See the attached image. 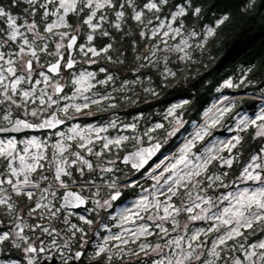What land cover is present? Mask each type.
Masks as SVG:
<instances>
[{"label": "snow or ice", "instance_id": "obj_1", "mask_svg": "<svg viewBox=\"0 0 264 264\" xmlns=\"http://www.w3.org/2000/svg\"><path fill=\"white\" fill-rule=\"evenodd\" d=\"M125 4L133 8L132 19L138 24H145V10L160 13L164 6L169 5V0H145L142 5L137 4L136 0H124V3L119 4V8L124 9ZM116 7L117 4L114 3V0H0V105H6L5 108L0 109V134H5L0 137V162L3 163V171H0V177H3L0 178V208L5 209L4 215L22 219L18 216L12 195L9 194L8 189L3 187L5 184L17 196H26L29 201L34 203V206L28 209L29 216H32L38 209L44 208L48 209L51 217L55 218L64 207L84 205L85 198L79 192L69 190V184L63 177H72V171L69 170L72 165L77 166L76 170L79 171L81 178L85 177V168L90 173L96 171L93 163L81 152L99 158L105 150H110L111 146L119 147L129 139L126 136L114 139L102 137L99 133L106 131L103 127L85 129L74 125L68 129L70 135L64 131L53 133L60 139L52 146L53 156L49 159L41 150L46 147L45 143L38 138L32 137L26 141L18 142L14 136L7 135L33 129H57L59 125L65 123V119H61L57 113H63L66 119H71L68 115L70 110L79 113L83 109H87L90 104H100L103 100L113 99L107 93L99 98L85 95L95 87L92 81L95 79L96 73L85 70L76 75L73 69L77 61L72 56L71 50L78 49L80 53L88 57L89 63H97V60L93 58L100 57L102 54L106 60L112 61V57L106 55L112 48V44H107L98 50L93 46L92 41L95 38L94 34L102 27L100 21L105 19L101 15L97 20V13L106 8ZM172 7L177 6L173 5ZM85 9H87L86 12ZM14 10H19V12L14 14ZM195 12L199 13L200 9L196 8ZM72 13H84L83 23L91 30L86 36V44H78L77 35L70 34L68 31H60V29L71 28L67 18ZM185 14L184 6H179L177 11L170 13L172 22H176L179 17ZM115 16L117 21H120L125 17V12L118 10L115 12ZM156 19L160 20V17L157 16ZM227 19V16L222 17L218 21V25ZM94 20L97 22L93 23ZM147 24H152V19H148ZM114 27L120 29L121 25L115 23ZM182 27L181 24L180 27L173 28L169 24L168 30L161 33V29L164 28L161 21L159 27L151 29V38L159 37L167 45V40L164 38L174 39L175 36L181 34ZM22 28L25 31H21ZM100 34L106 37L111 35L106 30ZM192 35L195 33L193 32ZM207 35H214V29H209ZM140 36L146 37L147 33L141 31ZM50 37L58 38L55 42V51L50 50L47 42ZM64 41L67 42L64 43ZM181 44L187 46V41L182 40ZM158 47V45H153V48L158 49ZM153 48H150L149 52L155 56L156 52ZM175 50L184 51V48L177 45ZM42 55L44 57L51 56L53 60L42 61ZM147 58L146 56L145 59ZM117 62L123 63V61ZM62 71H67L68 86L75 89L72 96L65 93V85L56 81L57 76L63 78ZM99 71L108 73V69L104 67H101ZM113 80L114 76L107 74L105 79L97 80L96 83L104 85ZM39 85L44 87L38 88ZM226 86L232 87V82L227 81ZM48 88H51V94L47 91ZM61 93L64 94L61 95ZM78 96L83 99L84 103L59 106L62 100H75ZM37 103L38 107L29 110V104ZM54 105L58 106L57 111L49 112ZM13 106L22 110L25 116L30 115L37 118L38 122H31L19 116L13 118L11 111ZM230 110L228 107L215 108L214 111L210 110L211 114H205L207 117L205 125L198 126V130L180 149V154L175 158V161L170 166L165 165L162 169L161 175L165 171L170 173L164 179V184L161 185L157 179V184L161 189L167 185L165 190L159 192V195L165 196V199L160 200L153 194L154 199L152 200L145 196L136 202L135 210L125 209L121 214L122 231L104 237L103 244L97 245L96 257L106 255L107 261L111 262L113 255L119 256L121 259L128 254L140 258L141 253H144V256L148 258L141 259V264H218L220 261H223V264H264V147L250 156L249 160L241 166L239 174L229 184L224 183V178L229 175L227 171L216 174L215 172L209 173L208 169L213 161H218L222 168H232L234 160H239V153L233 156L232 151L240 145L242 140L240 135L232 136L226 141L209 142L202 151L199 149L193 151L196 149L197 142L204 141L206 136L211 135V129ZM173 112L174 109H170L169 115H172ZM4 122L10 126H2ZM176 124L180 125L182 121L177 118ZM250 126L257 129V137H264V105L254 116L241 118L234 130L237 132L247 131ZM155 127L161 128L163 125L157 124ZM177 130L178 128L173 129L168 135H174ZM92 133L96 134L95 140L102 141L99 151H94L95 141ZM147 134L146 132L145 135ZM73 140L77 142L76 146L81 151L69 153L74 157L69 162L65 153L69 152L72 145L66 141ZM19 143L24 144L22 149L18 147ZM161 147V143L158 142L151 148H141L133 153L132 157L137 161L133 163V167H143ZM30 148H35L38 151L30 152ZM225 150L229 154L227 157L222 155ZM128 160L129 157L124 158L125 163ZM41 161H47L48 171L52 172L51 180L56 182L59 189L65 190L60 197L64 203L55 211L49 207L51 201L43 203L47 200L45 193L56 197V191H52V184L49 183L47 187L41 189L40 183L33 182L31 179L38 169L45 168V164ZM163 164L162 160L156 167L160 168ZM103 171L111 172L112 169L105 168ZM200 177H204V180ZM49 180L48 175L40 176V181ZM72 183L76 185L75 179L72 180ZM240 184L245 186L240 187ZM87 185L96 186L95 179L85 178L81 184L76 186L84 188ZM108 187L117 190L103 203L95 201L97 207H111L112 202L122 195L115 181L109 183ZM233 187L234 191L220 193L215 197L207 194L209 189L215 191L218 188ZM31 189L40 190L41 195L38 199H34L35 192ZM181 189L184 190L183 196L186 198L181 199L177 204L173 202V197H180ZM142 213H152L147 216V220L152 221L151 225L148 223L137 224V221L145 220ZM182 213L186 215L187 222L181 226L178 217ZM79 219L88 225L93 222L84 216H80ZM198 221H203L208 226L190 228L191 223ZM2 223L3 221L0 220V224ZM124 224H131L133 227H123ZM166 224H170V227H166ZM256 226H261L259 234L255 231ZM25 227L35 231L41 226L15 224L18 231H13L11 228L0 230V245L7 242L12 247L20 249L23 244L22 251L26 254H38L46 251L45 247L38 246L35 241L29 242V237L23 234ZM72 228L82 234L80 239L83 241L81 244L83 247L84 243H87L84 240L87 233L76 225H72ZM150 228L154 230L150 231ZM249 230H252L250 235H258V238L250 241L249 236L245 235V232H249ZM42 231L49 236L52 235L47 227L42 228ZM173 232L176 234L172 235ZM73 236H75V232ZM150 236H158L162 243H157L154 246L149 242L137 243L141 238L146 241ZM109 241L118 243L109 248L107 247ZM43 244L44 241L40 240V245ZM53 244H55V240H53ZM129 244L136 245L138 251L128 247ZM113 249H115L114 252ZM236 252H239L240 255H226ZM83 254V252L77 251L74 258L78 260ZM34 260V257H30L27 264H34ZM64 264H67V260L64 261Z\"/></svg>", "mask_w": 264, "mask_h": 264}, {"label": "trees", "instance_id": "obj_2", "mask_svg": "<svg viewBox=\"0 0 264 264\" xmlns=\"http://www.w3.org/2000/svg\"><path fill=\"white\" fill-rule=\"evenodd\" d=\"M144 2L145 0H136L139 5ZM114 3L117 4L116 8H106L98 12L105 19L100 22L102 27L96 32L94 44L99 49L112 44L106 54L112 57V61L106 60L102 54L97 57L98 64L95 68L108 69V73L100 72V80L105 79L107 74L114 76L113 81L99 84L98 92L101 94L109 91L112 94L113 99L110 102L114 106L111 105L110 109L118 110L122 117L131 118L142 112V129L155 123L163 125L161 128H153L158 133L154 141L160 140L163 143L162 151L142 170V176L204 120L206 112L221 93L216 90L217 86L226 77L239 74L240 70L246 72L244 83L236 89H224V94L244 93L264 97V0H169V5L164 6L160 13L145 10V24H138L132 19L133 8L128 4L122 9L125 17L117 21L115 12L120 10L119 4L124 2L114 0ZM180 4H184L187 9L186 14L175 22L179 27L183 25L181 34L190 31L198 33L208 25H215L214 35L185 56L169 49L166 52L158 51L166 45L163 42L157 43L159 37L152 39L150 30V25L157 23V16H167L176 8L173 5ZM196 8L200 9L199 13L195 12ZM17 12L19 10H14V13ZM224 16L228 19L218 25V21ZM84 18V13L70 14V29L82 23L83 32L89 31L88 26L83 23ZM148 19H152V24H147ZM115 23H120V29L114 27ZM105 30L111 35L102 36L100 33ZM141 31L146 32L147 36L142 38ZM82 38L83 33L80 39ZM175 40H171L170 44ZM153 45L159 46L158 52L150 57V52L144 48ZM134 79H138L136 85L124 86ZM177 100H184L177 115H180L183 126L169 136L174 124L165 118L164 111ZM260 102L258 98L243 96L235 101L225 119L228 121L235 113L246 109L254 111ZM256 131L255 127H249L243 132L238 149L239 160H234L231 169H221L229 173L224 178L226 182L238 175L241 165L263 147L264 137H257ZM127 147L125 144L119 152L127 151ZM2 210L1 214L4 215L5 209ZM260 227L256 226L255 229L258 234ZM251 231L246 232L250 241L258 236L250 235ZM157 238L158 236H151L150 240L154 243Z\"/></svg>", "mask_w": 264, "mask_h": 264}, {"label": "rangeland", "instance_id": "obj_3", "mask_svg": "<svg viewBox=\"0 0 264 264\" xmlns=\"http://www.w3.org/2000/svg\"><path fill=\"white\" fill-rule=\"evenodd\" d=\"M123 2H124V0H123ZM181 5L184 6L185 12H186L187 9H186V6L184 4L178 5L171 12L177 11L178 7L181 6ZM50 7H51V5H50ZM120 10H122V9H120ZM86 11H87V9H85V12ZM14 14H17V13H14ZM100 16L101 15H98V13H97V20L99 19ZM67 19H68V23H69V16H68ZM97 20H94L93 23H96ZM161 21L164 24V28L161 29V33L163 31L168 30L167 26L169 24H171L173 28L179 27L178 25L175 24V22H172L171 15L168 14L167 16L165 15V16L160 17V20H158L157 23H155L153 25H150V30L155 28V27H159L160 24H161ZM29 22H31L30 19H29ZM100 22H102V21H100ZM82 25H83L82 23H79L73 29H60V31H68V32H70V34L78 33L80 35V37H81V34L83 33V38L80 39L81 41H79L78 44H86L87 43L86 36H87L88 33L91 32V30L89 29V31L83 32ZM214 26L215 25H208L205 28H203L202 30H200L198 33H195V31H190V32L185 33V34H180L178 36H175L174 39H176V40L173 43H171V44H170V41L174 40V39L171 38V37H165L164 39L167 40V44L169 45V47H167L168 45L163 46V47L159 48L158 51L166 52V51H168V49L171 50V51H176L175 49H176L177 45H180L181 47L184 48V51H176V52H180V55L185 56L188 53H190L191 50L194 47H197L198 45H202L205 42V40L209 37L207 35L208 30L209 29H214ZM21 31H25V29L22 28ZM181 32H182V29H181ZM193 32L195 33V35H192ZM94 35H96V33ZM57 40H58V38H56V37H50L49 38V40L47 42L49 43L50 50L55 51V42ZM182 40H186L187 41V46L181 44ZM66 42L67 41H64V43H66ZM160 42H162V41L159 38L157 43H160ZM92 44H93V46H95L99 50V48L94 44V40L92 41ZM150 48H153V47L152 46H150V47L146 46L144 48V50L149 51ZM153 50L155 52L157 51L156 48H153ZM149 56L153 57L151 55V53L149 54ZM74 57H75V59H76V57H79V59H80L78 61L80 64H78L77 67H75L73 69V71L76 73V75H79V73L81 71H85V70L88 71V72L96 73V77L92 81V83L95 84V87H93L90 92L85 93V95L91 96L93 98H99L100 95L103 96L105 93H107V94H110V96L113 98L112 94L109 91L101 93V94L98 92L99 84H97L96 81L100 80V78H99V74H100L99 69H100V67L95 68V66L98 64L97 57L93 58V59L97 60V63H89L88 62V57H85L82 53L79 52L78 49H76ZM45 59L46 60H53V57H51V56L44 57L42 55V61L45 60ZM244 73H246V72L240 70L239 74L238 73H234V74L226 77L224 80H222V82L219 83V85L217 86L216 90L219 91V93L220 92L221 93L218 96V99L214 102V105H212V107L206 113L211 114L210 110L214 111L215 108L228 107V108L231 109L233 104L235 103V101L239 100L243 96L258 98L261 101L260 104L257 106V108L254 111H250V110L246 109V110H243V111H239L238 113H235L232 116V118L230 120H228V121L225 119V115H226V113H225V115L220 119V122L214 128L211 129V135L206 136L204 141L197 142L196 149H194L193 151H196L197 149L202 151L203 148L209 142H215L217 140H225L226 141L227 139H229L232 136H235L237 134L240 135L243 138V132L244 131L237 132V131L234 130L236 124L244 116H248V117L254 116V114H256L259 111L260 107L262 105H264V97H262V96H257V95H253V94H244V93H237L235 95H226V94H224V89H228V88L229 89H236L237 87H240L242 83H244ZM62 76H63L62 79L59 76H57L56 77V81H58L62 85H65V93H67L69 96H72L73 92L75 91V89L73 87H71V86H68L69 76L67 74V71H62ZM137 81H138V79H134V80H132V82L125 83L124 86H130V85L134 86V85H136ZM227 81H231L233 86L232 87L226 86V82ZM25 87H28V85H25ZM37 87L38 88H42L44 86L43 85H39ZM47 91L51 94L52 90H51V88H48ZM63 94L64 93H61V95H63ZM72 103L82 104V103H84V101H83L82 98H80L78 96L75 100H71V99L70 100H62L60 102L59 106H63L64 104H72ZM183 103H184V100H177V101L171 103L164 111L165 118L169 122H172L174 124V129L175 128L179 129L181 126H183V124H180V125L176 124V119L177 118H179L181 120L180 115L179 116H177V115H178V111H179V109H180V107L182 106ZM110 105H112V102L110 103ZM92 106H94V104H90L88 108H90ZM5 107H6V105H0V109H3ZM28 107H29V110H31L32 108H36V107H38V103L37 104H29ZM57 107H58L57 105H54L51 108V110L52 109H56ZM170 109H174V112H173L172 115H169V110ZM11 111H12L13 118H15V116L16 117L17 116L23 117L25 119L32 118L30 115L25 116L23 111L20 110V109L15 108V106L12 107ZM81 112H83V111H81ZM70 114H72L71 115V119H70L71 122L68 124V126L66 128H63L61 130V131H64L66 134L70 135V133L68 132V129L70 127L74 126V125H78V126H80V128H85V129L89 128V127H94V128L103 127V128L106 129V131L99 133V135L102 136V137L106 136V137H108L110 139H114V138H117V137H125L126 136V137L129 138L128 140L124 141L121 146H119V147L111 146L110 150H105L104 151V154L101 157L106 156V158L110 159L109 164L108 163H103V164L102 163H98L99 166L95 165L94 161L96 159H98L95 155H88L86 152H81L82 155H85V157L87 159H89L93 163L95 169H99V167H100L102 171L105 168H111L112 171L113 170L116 171V169L125 170L126 168L122 169V164L120 163V158L122 156H121V153L119 152V150L124 148L125 144L128 145V142H133L136 145H139V144L146 145V144H149V143L153 142L154 138L156 136H158V133H155L154 130H152L153 128H155V126L158 123L152 124V126H149V127H143V129L140 126L141 124L138 125L137 121H138V119L142 120V118H143L142 114H137L136 116H133L131 118L122 117V116H120V113H116L114 110H105V111H98L97 110V112H95L94 114H92V115L90 114L88 118L75 117V116H77V114H79L80 117H81L82 113H80V112L76 113L73 110L69 111L68 115L70 116ZM103 114L106 115V118L102 117V119H101V115H103ZM34 119H37V118H34ZM206 120H207V117L205 115L204 120L201 123L197 124V126L193 130H191L189 133H187L184 136V138L175 146L176 149L173 152L163 155L155 164H153L145 172V174L142 176V188L139 190L138 197L136 199H134L133 201H131L127 206H125L123 208V210H122V213L124 212L125 209H133V210H135L136 202H138L139 200H141L145 196H147L149 200H152V199H154V195L153 194H155L156 196H158V198L160 200H164L165 199V196L159 195V192L165 190L167 188V185H164V188L161 189L160 186L157 184V179H159L160 184L163 185L164 184V179L167 176H169L170 173L165 171V172H163V175H161L162 169L164 168L165 165H169L170 166V164L175 161V158L179 156L180 149L183 147L184 143L188 139L191 138V136L195 133V131L198 130V126L202 127V126L205 125ZM6 124H7V122L3 123V125H6ZM113 124H114V126H112ZM248 129H249V127H248ZM146 132L148 133L147 135H145ZM95 135H96L95 133H92L93 139L95 141V143H94V151H99L101 149L102 141L95 140ZM32 137H36V138H38L39 140H41V141H43L45 143L46 147H43L41 150H43L45 152L47 157L52 158L54 149L53 148H51L50 150L48 149L50 144H48L47 141L49 139L47 141H45V138L43 136L42 137H40V136H32ZM32 137H16V139L19 142V141H26L28 139H31ZM55 137H56V141L55 142H51V143H53V145L57 142V140L60 139V137H58L56 135H55ZM66 143H70L72 145V147L69 149V152L65 153V156H67L68 159H69V162H71V160L74 159V157H72L69 153L76 152V151H81V150L79 148H77V146H76L77 142L75 140L66 141ZM18 147L22 149L24 147V144L23 143H19ZM263 147H264V143H263ZM238 149H239V145L237 146L236 149H233V151H232V155L233 156H236L239 153L240 150H238ZM36 151H38V150L35 149V148H30V152H36ZM113 152L115 154H113ZM107 154H110V155H107ZM222 155L227 157L229 154L225 150L222 153ZM101 157H99V158H101ZM162 160L164 161V164L161 165V167L158 169L156 167V165L160 164V162ZM248 160L249 159H247L242 165H244ZM41 162H43V161H41ZM2 166H3V163L0 162V168H2ZM223 168L219 166V162L218 161H213V163L209 166L208 172L209 173L215 172L216 174H221V173H223V171L221 170ZM240 170H241V168H240ZM238 174H239V172H238ZM89 176H90V174H88V170L85 168V177L83 179L88 178ZM21 179H22V177H21ZM200 179L204 180V177H200ZM234 179H235V177H233L228 182H226L225 179H224V183L229 184ZM145 181H149V182L148 183H144ZM138 183L133 184L131 182V184H129L128 187H133V186L136 187L138 185ZM205 183H207V181H205ZM217 183H219V182H217ZM249 183H251V182H249ZM239 186L240 187H244L245 185L244 184H240ZM3 187L8 189V190L10 189L9 186H4L3 185ZM234 190H235L234 187L233 188H228V189L218 188L215 191L213 189H209L207 194L209 196L215 197V196L219 195L220 193H226L228 191H234ZM52 191H56V187H52ZM183 192H184V190L181 189L182 195L180 197H173V202L179 204L181 199H185L186 197L183 196ZM9 194L14 195L13 192H9ZM193 194L195 195V192ZM44 195L47 196V200L43 201V203H48L49 201H51V204L49 205V207L51 208L52 211H55L56 208H59L57 206L56 202L54 201V199L56 197H53L50 193H46ZM56 196H57V194H56ZM176 199H178V200H176ZM42 209H44V208H42ZM39 210H41V209H38L35 213L37 214ZM17 213H18V216L20 218H22V219H16L15 218L14 221L19 222V224L22 225L23 223H25V222H27L29 220V215H28V213H27V211L25 209L22 208ZM47 213L49 215H47L46 219L44 217L45 220L59 221L60 219H62L64 221H67L65 223L66 224L68 223L69 226H71V227H72V225H75V224H70L69 222H74L73 221L74 218L77 219V217H80V216H77L76 214L69 213L67 211L64 212L63 210L60 211L59 213H57V216L55 218L51 217L48 209H45V214H47ZM149 214H152V213H142V215L145 216V220L137 221V224L148 223L149 225H151L152 221L147 220V216ZM40 216H42V215H40ZM40 216L37 218V220L40 219ZM82 216L86 217L85 215H82ZM178 220L180 221V224L182 226L184 223L187 222V217H186L185 214L182 213L178 217ZM114 224H115L116 227H119V230H115L113 233L110 231L109 234L104 236V237H107V236L112 235V234H117V233H120L122 231V228L120 226L121 225V215H120V218H116ZM76 226H78V225H76ZM165 226L166 227H170V224H166ZM189 226H190V228H195V227H207L208 225H207V223H205L203 221H198V222H195V223H191ZM123 227H133V225L124 224ZM152 230H154V229L150 228V231H152ZM155 231H158V230H155ZM175 234H176L175 232L172 233V235H175ZM245 235H246V232H245ZM150 237H148L146 241L143 238H141V240L138 241L137 243L149 242L153 246L155 244H157V243H162V241L160 240L159 237L157 238V241H155L154 243L151 242ZM257 238H258V236L256 238H254V240L257 239ZM117 243H118L117 241H110V242H108L107 247L112 248V246L117 244ZM102 244H103V241H100L98 243L95 242V243H92V245H90V247H91L90 248V252H92L91 253L92 256H95V252L97 251V245H102ZM47 247H51L52 249L53 248L55 249L56 247H59V246H56V244H51V245H48ZM128 247L133 248V249L138 251L137 246L134 245V244H129ZM58 249L61 251V253L64 252V254H67L68 253L67 250L64 251V249H69V246H64L63 245V246L59 247ZM114 251H115V249H113V252ZM109 254H112V253H109ZM227 255H240V253L239 252L228 253ZM113 258L116 260L114 264H141V259H145L146 260L148 257H145L144 253H141L140 258H137L136 256L131 255V254H128V256H124L123 259H121L119 256H113ZM13 262H15V261H0V264H13ZM15 264H17V263L15 262ZM218 264H223V262L221 263V261H220V262H218Z\"/></svg>", "mask_w": 264, "mask_h": 264}, {"label": "flooded vegetation", "instance_id": "obj_4", "mask_svg": "<svg viewBox=\"0 0 264 264\" xmlns=\"http://www.w3.org/2000/svg\"><path fill=\"white\" fill-rule=\"evenodd\" d=\"M79 60H80L79 57H76L77 64L75 65V67H77V65L80 64L78 62ZM110 103H111L110 100H103L100 104H94V106L88 109H84L82 111L84 113H88L92 115L95 112H97V110L98 111L112 110L110 109L111 107ZM56 111L57 108L49 110V112H56ZM116 112L120 113L118 110H116ZM57 114L61 119H65V123L59 126L57 129H48V130H39V131L30 130L22 133H9L7 135L14 136L15 138L43 136L45 138V141L49 139L47 143L50 144V146L48 147V149L50 150L51 148H53L52 147L53 143L51 142L56 141V137L55 135H53V133L61 131L63 128H66L68 124L71 122L70 119L65 118L63 113H57ZM139 114H142V112H140ZM71 115L72 114H70V117ZM75 117H79L78 114ZM102 117L106 118V115L103 114L101 115V119ZM27 120L31 122H38V120L34 119V117L29 118ZM137 123L138 125L141 124L140 126L142 127L141 119H138ZM3 126L8 127L10 125L6 124ZM4 135L5 134H0V137ZM127 146H128L127 148L129 149L121 153L122 157L120 158L122 169L126 168L125 170L116 169V171L113 170L111 172H104L99 167V169H96L94 173L88 172V174H90L89 177L95 179L96 186L87 185L84 188H80L76 186L83 182V178H81L79 171L76 170L77 168L76 165H72V167L69 169L70 171H72L71 178L63 177V179L69 184V190L79 192L85 198L86 204L85 206L78 208L64 207L62 210L64 212L67 211L69 213L76 214L77 216L85 215L86 216L85 218L91 219L93 221L91 225H88L85 224L83 221L79 219V217L76 216L77 219L74 218L73 219L74 222H69L70 224L78 225L77 226L78 228H83L84 232L87 233V235L84 236V240H86L87 243H84L83 247H81L83 241L80 239L82 235L80 232H77L75 229L69 226L68 223L66 224L65 221L62 219H60L59 221L45 220L47 215L49 214L48 213L45 214V209H41L38 211L37 214L33 213L32 217L29 216V220L23 223L21 226H23L24 224L31 226L40 225L41 227L36 228L35 231H33L29 227H25L23 234L29 237V242L35 241L38 246L45 247L46 251L38 254H26L22 251L24 247L23 244L21 245L20 249H17L12 247L10 243L6 242L4 245H0V261H15L17 264H27L28 259L30 257H34L35 258L34 264H64L65 260H67V264H69L70 262L73 261L75 252L82 251L84 254L79 258L78 264H114L116 260L112 258V261L108 262L106 255H102L97 258L96 256H92L91 255L92 252H90V248H91L90 245H92V243L95 242L98 243L100 241H103L104 236L108 235L110 231L113 233L115 230H119V227H116L114 224L116 218H120L123 208L138 197L139 190L142 188V169L134 168L131 164L122 163V159L125 153L137 149L138 147L142 146V144L136 145L133 142H128ZM160 152L158 153V155L160 154ZM171 152H173V150ZM109 162L110 159L106 158V156L98 158L94 161L95 165H98V163L109 164ZM42 163L45 164V168L42 170L38 169L37 172L31 176V179L33 180V182H39L41 189L47 187L49 183H51L53 187H56L57 196L54 199V201L56 202L57 206L60 208L62 206V201H63L62 199H60V197L65 190L59 189L56 182L54 180H51L52 172L48 171L47 161H43ZM0 171H3V166L2 168H0ZM42 174L48 175L50 177V180L40 181V176ZM73 179H75L76 185L72 183ZM112 181H116V184L118 185V190L122 193V195L116 201L112 202L111 207H107V206L103 208L97 207L95 201H100L101 203H103L104 200L109 199L110 195L117 190V189H110L108 187V184L111 183ZM131 182L133 184L138 182L139 183L136 187L135 186L128 187L129 184H131ZM4 186H8V185L5 184ZM31 190L35 192L34 199H38L39 196L41 195L40 190L39 189H31ZM8 191L11 192V189H9ZM12 198L16 205L17 212L23 208L28 213L29 207L34 206V203L32 201H29L26 196L23 195L17 196L14 193V195H12ZM2 209L3 208H0V217L3 220V223L0 224V230H7L8 228H11L13 229V231H18L19 229L15 228V224H19V222L14 221L15 218L13 216H6L1 214V211H3ZM39 216L40 219L37 220ZM44 227H47L49 231L52 232L51 236H49L48 234L42 231V228ZM53 229H55V231H53ZM74 232H75V236H73ZM40 240L44 241L43 245H40ZM53 240H55L56 246L59 247L63 245L69 246V249H64V251L67 250L68 253L67 254H64V252L61 253V251L58 249L59 247H56L55 249L54 248L52 249L51 247H47L48 245L53 244Z\"/></svg>", "mask_w": 264, "mask_h": 264}, {"label": "water", "instance_id": "obj_5", "mask_svg": "<svg viewBox=\"0 0 264 264\" xmlns=\"http://www.w3.org/2000/svg\"><path fill=\"white\" fill-rule=\"evenodd\" d=\"M75 35H77V37H78V40H77V43L79 42V35L77 34V33H74ZM75 51H76V49H74V50H71V54H72V56L74 55V53H75ZM52 75H55V74H52ZM62 85V84H61ZM58 115V114H57ZM20 118H22V117H20ZM23 119H25V118H23ZM62 125V124H61ZM61 125H59V126H61ZM58 126V127H59ZM39 130H48V129H39ZM39 130H35V129H33V131H39ZM25 131H30V130H25ZM161 143L160 141H155V142H152V143H150V144H146V145H142V146H140V147H138L137 149H135V150H133V151H130V152H127L126 154H124V156H123V159H122V163H124V164H131L132 166H133V163H135V162H137L136 161V158H134V157H132V154L133 153H135V152H137L139 149H141V148H151L152 147V145H154V144H156V143ZM161 145H162V143H161ZM163 146V145H162ZM161 149H162V147L159 149V151L158 152H156L149 160H148V162L143 166V167H141V168H139V169H144L151 161H153L154 160V158L158 155V153L161 151ZM125 157H129V160H128V162L127 163H125L124 162V158ZM167 160V159H166ZM73 191V190H72ZM63 201H62V205H63ZM86 204V203H85ZM85 204L84 205H81V206H79V207H83V206H85ZM68 207H71V208H78V207H72V206H68ZM0 220H2V218L0 217ZM82 252V251H81ZM78 261H79V259L77 260V259H73V261L72 262H70L69 264H78Z\"/></svg>", "mask_w": 264, "mask_h": 264}, {"label": "bare ground", "instance_id": "obj_6", "mask_svg": "<svg viewBox=\"0 0 264 264\" xmlns=\"http://www.w3.org/2000/svg\"><path fill=\"white\" fill-rule=\"evenodd\" d=\"M159 169V168H158Z\"/></svg>", "mask_w": 264, "mask_h": 264}]
</instances>
